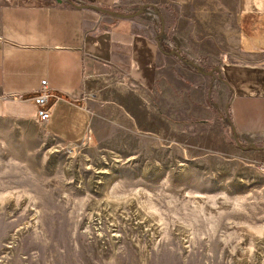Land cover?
I'll return each mask as SVG.
<instances>
[{
  "label": "rangeland",
  "instance_id": "374dc122",
  "mask_svg": "<svg viewBox=\"0 0 264 264\" xmlns=\"http://www.w3.org/2000/svg\"><path fill=\"white\" fill-rule=\"evenodd\" d=\"M135 1L127 14L154 13L205 70L250 34L234 0ZM102 84L82 94L92 123L75 145L0 116V264H264V140L231 134L227 111L220 140L165 91Z\"/></svg>",
  "mask_w": 264,
  "mask_h": 264
},
{
  "label": "crops",
  "instance_id": "0c3cea01",
  "mask_svg": "<svg viewBox=\"0 0 264 264\" xmlns=\"http://www.w3.org/2000/svg\"><path fill=\"white\" fill-rule=\"evenodd\" d=\"M136 3L0 0V116L35 121L32 97L46 80L60 99L43 126L60 142L75 145L92 123L82 98L86 87L99 91L102 81L116 83L124 76L141 91L157 96L165 91L173 113L183 109L202 123V131L218 130L220 140L225 111L230 123L225 125L239 140H264V0H234L239 27L250 34L231 52L237 59H219L210 71L170 48L156 33L154 13L117 15Z\"/></svg>",
  "mask_w": 264,
  "mask_h": 264
},
{
  "label": "built area",
  "instance_id": "2783aa9c",
  "mask_svg": "<svg viewBox=\"0 0 264 264\" xmlns=\"http://www.w3.org/2000/svg\"><path fill=\"white\" fill-rule=\"evenodd\" d=\"M32 99L36 105L35 122L45 123L51 116L53 103L60 98L49 89L46 80H43L40 88L34 92Z\"/></svg>",
  "mask_w": 264,
  "mask_h": 264
},
{
  "label": "water",
  "instance_id": "95a60500",
  "mask_svg": "<svg viewBox=\"0 0 264 264\" xmlns=\"http://www.w3.org/2000/svg\"><path fill=\"white\" fill-rule=\"evenodd\" d=\"M57 1H60V0H57ZM82 7H91V8L96 9V10L99 11V12L108 13V14L113 13L112 11H109V10H107V9H103V8H100V7H97V6H93V5H88V6L84 5V6H82ZM140 12H141V11L136 12V13H130V14H117V15H118V16H121V17H124V18H130V17H133V16H135V15H138Z\"/></svg>",
  "mask_w": 264,
  "mask_h": 264
}]
</instances>
